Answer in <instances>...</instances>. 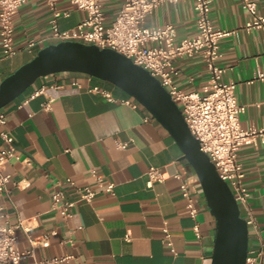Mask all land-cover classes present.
I'll return each instance as SVG.
<instances>
[{"label": "crops", "instance_id": "0c3cea01", "mask_svg": "<svg viewBox=\"0 0 264 264\" xmlns=\"http://www.w3.org/2000/svg\"><path fill=\"white\" fill-rule=\"evenodd\" d=\"M254 1L264 16V0ZM120 3L102 1L106 24L113 20ZM56 6L69 12L57 18L60 29L74 27L85 16L68 0H60ZM209 16L215 29L232 31L220 39L217 64L225 67L222 80L235 83L236 101L245 106L239 123L263 128L264 78L256 79L255 73H264V34L243 28L248 15L237 0H211ZM50 18L44 0H25L18 8L13 16L15 53L5 57L0 46V83L41 48L56 43L50 37ZM166 24L174 26L175 41L193 38L197 33L193 0L162 2L143 22L147 27ZM30 40L34 44L29 47ZM173 64V83L178 88L200 95L208 92L209 73L200 55L178 57ZM73 80L80 87L72 85ZM94 83L95 79L88 81L77 73L42 76L0 109L19 155L3 166L10 180L8 193L0 194L4 214L0 221L20 224L15 229L18 249L30 247L28 234L48 241L46 246H35L21 264H42L62 256L71 257L54 264H210L215 221L196 175L174 139L138 103L133 107L108 102L88 91ZM100 84L118 98L133 100L107 82ZM41 86L44 92L34 94ZM47 100L49 108L45 109L42 103ZM116 141L127 146L118 148ZM237 161L244 172L246 205L255 224L247 226V249H260L264 264V144L244 142ZM150 166L167 173L164 181L148 182L145 173ZM91 169L105 183H113V192L100 191L89 203L76 202L71 216L61 217L51 206V193L61 188L66 197L74 199L76 194L64 182L67 177L97 188ZM176 172L189 184L197 207L194 217L180 193L179 181L172 176Z\"/></svg>", "mask_w": 264, "mask_h": 264}, {"label": "built area", "instance_id": "2783aa9c", "mask_svg": "<svg viewBox=\"0 0 264 264\" xmlns=\"http://www.w3.org/2000/svg\"><path fill=\"white\" fill-rule=\"evenodd\" d=\"M51 10L50 37L56 42L79 41L85 44H94L99 48H111L129 58L134 64L146 69L150 75L158 79L167 90L173 101L179 106L182 117L190 134L198 141L199 148L207 154L214 164L219 177L229 186L235 201L238 204L241 217L247 226L254 227V221L248 212L246 201L248 191L243 184L244 172L237 161V152L244 142L264 144V127H242L239 116L245 106L236 101L234 95L235 83L224 82L222 75L225 67L217 64L220 57V39L232 31L215 29L211 23L209 12L211 0H193V9L196 13L197 33L193 38H182L175 41V28L171 24L164 26L147 27L143 25L145 17L162 2H176L178 0H121L113 20L105 23V15L101 8L103 0H68L77 9L84 11L85 16L72 28L60 29L57 18L68 16L67 10H60L56 4L60 0H44ZM248 18L243 24L245 30L258 29L264 34V16L257 11L254 0H237ZM25 0H0V46L3 56L9 57L15 53L13 48V16ZM152 43V44H148ZM30 40L27 46H32ZM200 55L209 73V90L200 95L196 91H183L173 83L176 69L173 61L178 57ZM88 81L96 83L87 87L88 91L98 93L108 102H121L135 107L137 102L130 98H118L111 89L103 86L102 81L92 76L82 74ZM255 78L262 80L264 73L256 70ZM101 81V82H100ZM72 85L80 87L77 80ZM55 86V85H50ZM45 87L41 86L34 94L43 93ZM49 100L42 103V107L49 108ZM0 194H7V183L10 175L3 171L6 161L19 158L13 145V137L5 127V115L0 110ZM118 148H125L126 142L116 141ZM29 162L28 159H25ZM97 188L87 184L79 185L73 179L65 178V183L72 188L76 197H66L63 189L54 190L51 195V206L57 213L68 218L76 202L89 203L101 191L112 193L113 183L103 181L94 169L90 170ZM148 182H162L167 173L154 166L146 170ZM179 181L181 195L186 200L189 214L194 217L197 213L194 199L189 192V184L181 173L172 175ZM3 207L0 206V218L3 217ZM18 225H10L0 221V264H21L33 254L35 246H46L45 237L35 239L27 235L30 247L18 249L16 247L15 229ZM197 232V226H194ZM165 239L168 246L169 234L166 229ZM65 242H70L66 240ZM262 251L260 249H247L245 264H261ZM71 256L53 257L42 264H54L70 258Z\"/></svg>", "mask_w": 264, "mask_h": 264}, {"label": "water", "instance_id": "95a60500", "mask_svg": "<svg viewBox=\"0 0 264 264\" xmlns=\"http://www.w3.org/2000/svg\"><path fill=\"white\" fill-rule=\"evenodd\" d=\"M92 76L123 91L154 118L179 147L193 169L207 207L214 218L210 264H245L248 228L225 181L190 134L179 106L158 79L111 48L79 41H60L41 48L0 83V109L34 81L54 73Z\"/></svg>", "mask_w": 264, "mask_h": 264}]
</instances>
